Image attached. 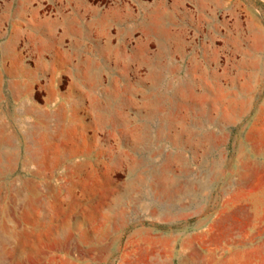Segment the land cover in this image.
<instances>
[{
  "label": "rangeland",
  "instance_id": "374dc122",
  "mask_svg": "<svg viewBox=\"0 0 264 264\" xmlns=\"http://www.w3.org/2000/svg\"><path fill=\"white\" fill-rule=\"evenodd\" d=\"M0 124V264H264V0H0Z\"/></svg>",
  "mask_w": 264,
  "mask_h": 264
},
{
  "label": "bare ground",
  "instance_id": "6f19581e",
  "mask_svg": "<svg viewBox=\"0 0 264 264\" xmlns=\"http://www.w3.org/2000/svg\"><path fill=\"white\" fill-rule=\"evenodd\" d=\"M18 111V110H17ZM17 114V112H16ZM20 118L19 116L15 117L16 120ZM22 124L25 123L22 119H20ZM193 122V121H192ZM21 125V124H20ZM7 126L5 124H0V176H6L10 171V162L12 161V152H10L9 148L11 144L8 141V137H6ZM27 135V134H26ZM222 144V143H221ZM193 161V160H192ZM255 165V164H254ZM230 183V182H229ZM229 186V184H228ZM19 192H16V195L19 196ZM167 196V195H166ZM228 196V195H227ZM155 197V196H154ZM161 201V200H160ZM166 201V200H164ZM163 202V201H162ZM174 202V201H172ZM168 203V202H167ZM134 206V205H133ZM2 217V216H1ZM0 217V218H1ZM235 218V217H234ZM236 219V218H235ZM237 221V220H236ZM235 221V222H236ZM224 229V228H223ZM247 229V228H245ZM221 230V229H220ZM221 234V233H220ZM232 235V234H231ZM235 236V235H234ZM229 238V237H228ZM232 238V237H231ZM238 238V237H237ZM220 239V238H219ZM239 239V238H238ZM231 240V239H230ZM245 240V239H244ZM221 243V242H220ZM244 243V242H243ZM159 244V243H158ZM230 245V244H229ZM134 247V246H133ZM163 248V247H162ZM102 250V249H101ZM72 251V250H71ZM91 253V252H90ZM94 255V254H93ZM196 257V256H195ZM157 259V258H156ZM137 260V259H136ZM140 260V259H139ZM138 261V260H137ZM165 261V260H164ZM162 261V262H164ZM185 262V261H183Z\"/></svg>",
  "mask_w": 264,
  "mask_h": 264
}]
</instances>
